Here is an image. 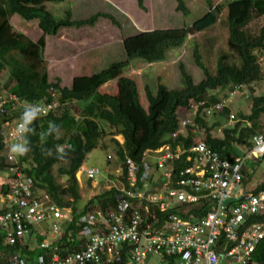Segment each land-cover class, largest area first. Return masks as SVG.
Listing matches in <instances>:
<instances>
[{
  "label": "trees",
  "instance_id": "1",
  "mask_svg": "<svg viewBox=\"0 0 264 264\" xmlns=\"http://www.w3.org/2000/svg\"><path fill=\"white\" fill-rule=\"evenodd\" d=\"M47 1L62 0H0V74L8 71L1 94L8 92L15 95L24 105L50 101L58 103L53 111L41 116L33 125L37 129V135L30 137L31 151L20 157V161L22 170L33 178L37 186L47 191L55 203L60 206L71 205L72 221L65 225L64 236L57 242L62 248V254H65L78 249L76 221L79 214L89 209L105 210L116 205L115 194L118 190L115 186L103 189L82 204L80 202L75 172L90 152L98 147L107 149L102 141L106 132L100 122L113 133L112 137L121 135L124 138L123 144L114 138L110 139L116 147L123 175L127 172V157L139 164L143 152L148 148H157L163 144L188 148L200 140L201 131L208 146L223 156L244 154L252 146V136L264 132V123L260 120L264 116V93L251 96L250 113L237 114V118L245 122H237L231 127H224L225 118L231 112L229 104H226L220 113H213L208 121V117L203 113L208 105L222 100L219 95L209 94V90L223 91L228 87L235 90L239 87L238 90H243L242 88L250 87L253 82L262 79L256 51L264 53V21L254 31H251L250 25L260 17L264 19V0H224L216 4L212 0H205L207 12L191 26L153 29L128 36L123 42L125 60L113 62L106 69L91 75L72 76L69 86H61L59 77L53 81L49 80L43 55L46 36L55 35L59 29L66 27L94 26L100 17L108 18L115 24L119 22L107 12H98L84 19H71L69 9L65 10L63 18L57 19L46 7ZM137 3L144 7L143 0H137ZM176 9L184 14L190 10L186 0H177ZM14 14L24 20H37V26L41 30L39 37L33 40L25 33L15 31L10 22ZM219 15L227 21L226 45L239 55L242 65L238 67L228 63L227 53H223L218 58L217 71L213 75L195 47L194 59L202 70L203 79L195 83L185 66L180 64L186 88L168 89L158 84L156 92L153 93L146 86L147 107L144 109L136 81L123 75L130 62L134 59L148 63L163 60L168 49L180 47L190 34L214 25ZM113 80H117L115 94L99 91L100 87ZM226 96L227 94L222 97ZM79 102L82 105L74 114L72 105ZM198 102L201 104L196 110L193 124L181 131V116L178 112L188 110ZM22 110L12 111L7 118L0 115V168H4V157L1 155V125L6 121L18 120ZM49 121L62 126L59 139L40 135L46 131ZM221 126L224 128L221 134H218L217 129ZM175 133L178 137L174 139L172 135ZM57 144L65 146V159L57 160L54 156L45 157L41 154V148H52L54 151ZM176 163L178 165V162ZM55 165L57 174L65 176V182L57 178ZM200 208L208 209L206 206ZM194 210L199 212L198 208ZM0 248L7 254L20 251L29 258L37 253L36 250L5 245L1 232ZM253 258L258 264H264V238L257 244Z\"/></svg>",
  "mask_w": 264,
  "mask_h": 264
},
{
  "label": "built area",
  "instance_id": "2",
  "mask_svg": "<svg viewBox=\"0 0 264 264\" xmlns=\"http://www.w3.org/2000/svg\"><path fill=\"white\" fill-rule=\"evenodd\" d=\"M200 104L184 111L181 131L193 124ZM226 104L222 99L203 113L209 118ZM41 105L52 106L45 107L46 116L58 103ZM25 106L15 95H0V115L6 118ZM17 121L1 125L6 175L0 196L6 209L0 212V232L5 245L37 253L31 258L20 251L4 253L0 264H219L222 258L223 264H258L253 253L264 238V170L251 164L264 160V139L257 142L264 132L252 136V146L242 155H221L208 146L201 131L200 140L188 148H148L139 164L127 157L126 175L119 172L112 185L118 190L115 207L79 214L78 249L62 254L57 242L72 221L71 205L55 203L22 170L20 157L10 158L9 133ZM240 121L230 112L224 127ZM77 171L91 180L100 175L98 168L80 166ZM229 198L235 200L224 207Z\"/></svg>",
  "mask_w": 264,
  "mask_h": 264
},
{
  "label": "rangeland",
  "instance_id": "3",
  "mask_svg": "<svg viewBox=\"0 0 264 264\" xmlns=\"http://www.w3.org/2000/svg\"><path fill=\"white\" fill-rule=\"evenodd\" d=\"M213 3L224 0H212ZM189 6V13L184 14L176 9L177 0H143L144 7H140L137 0H62L59 2L47 1L46 7L51 10L55 18H63L65 10H70L71 19H84L93 16L98 12L112 14L119 24L112 20L100 17L94 26H82L79 28L66 27L59 29L55 35L46 36L44 48V59L47 63L49 80L60 78L61 86H68L72 76L91 75L106 69L111 63L126 59V52L123 46L124 39L128 36L153 29L182 28L191 26L200 19L208 10L205 0H186ZM218 21L209 28L190 34L188 39L180 47L170 48L166 51L165 58L161 61L148 63L141 59H134L124 70V76L132 77L138 87L140 102L146 109L147 101L145 87L148 86L153 93L156 92L158 84L168 89H185L186 81L182 78L180 64L184 65L188 74L193 77L195 83L204 77L202 70L197 66L194 59L195 47L198 48L201 58L208 71L215 74L217 71L218 58L227 53V62L238 67L242 65L239 55L230 50L226 45L228 37L227 21L220 17ZM10 22L15 31H21L31 39H37L41 30L37 26V20H24L14 14ZM263 17L253 21L250 25L251 31L257 29L263 23ZM261 66L262 79L253 82L250 87L235 90L228 87L223 91L209 90V94L219 95L221 99H227L230 105L229 110L237 115L241 113L248 115L251 107V96L264 93V53L256 51ZM8 77V71L0 74V94L3 91L2 84ZM117 80L108 82L99 88L100 92L115 94ZM231 92V93H230ZM223 98L222 96H225ZM82 103L72 105L73 113L76 114ZM179 115L186 117V113L180 110ZM209 118H207L208 121ZM264 123V116L260 119ZM210 121V120H209ZM105 129L106 135L102 141L107 149L97 148L86 155L82 165L85 168H98L101 178L104 174L113 177L116 182L117 174L122 173L119 159L116 155V147L110 140L114 138L120 143L123 137L117 135L112 137L111 131L100 122ZM115 154V155H114ZM253 169L264 170V160L251 164ZM57 178L65 182V176ZM119 169L117 172L116 170ZM75 172V176H77ZM6 174L4 168H0V178ZM86 180L81 174L80 181ZM1 182V181H0ZM101 189L103 186H100ZM95 187L93 188V190ZM82 199L90 196L80 185ZM97 191V189H95ZM81 202V200H80Z\"/></svg>",
  "mask_w": 264,
  "mask_h": 264
},
{
  "label": "clouds",
  "instance_id": "4",
  "mask_svg": "<svg viewBox=\"0 0 264 264\" xmlns=\"http://www.w3.org/2000/svg\"><path fill=\"white\" fill-rule=\"evenodd\" d=\"M45 107L50 109L52 106H42L40 102H33L27 103L23 108L15 127L9 133L12 139V143L8 146L10 158L23 157L31 151L30 137L37 135V129L33 125L41 118L45 112ZM40 135L59 139L62 135V126L54 121H49L46 131ZM262 139L264 137H258L257 142L259 143ZM41 154L45 157L54 156L57 160H63L67 156L65 146L60 144L55 145L54 151L52 148H41Z\"/></svg>",
  "mask_w": 264,
  "mask_h": 264
},
{
  "label": "crops",
  "instance_id": "5",
  "mask_svg": "<svg viewBox=\"0 0 264 264\" xmlns=\"http://www.w3.org/2000/svg\"><path fill=\"white\" fill-rule=\"evenodd\" d=\"M48 36V35H47ZM34 40V39H33ZM70 84V83H69ZM69 86V85H68ZM231 93V92H230ZM226 102H228L227 101V99H224ZM228 104V103H227ZM178 113H180V111L178 112ZM123 137V136H122ZM124 139V138H123ZM124 143V140H123V142H121V144H123ZM115 155V154H114ZM81 166H83L82 164H81ZM119 169H117L116 170V172L118 171ZM107 174H111L110 172H108ZM107 174H104L103 176H101V178H99V177H96L95 179H90V178H88V177H86L85 176V178H86V180L84 181V182H81L80 181V177H81V174H78V172H77V176H76V178H77V181H78V186H79V192H80V200H81V204L82 203H84L85 202V200L86 199H88V198H90L91 196H93L94 194H96V193H98V192H100V191H102L103 189H106V188H109L110 186H112L113 184H114V182H113V177L111 178V176H108ZM6 175V174H5ZM5 175L4 176H2V178H0V186H1V184H2V179L5 177ZM118 175V174H117ZM117 180V179H116ZM80 185H82V187H83V189L85 190V191H89V195L90 196H85V199H82V197H83V195L81 194V190H80ZM103 186V188L101 189V187L100 186ZM95 187V189H97V191H95V189L93 190V188ZM6 209V204L4 203V200L2 199V197L0 196V212L1 211H3V210H5ZM51 234L49 233V236H50ZM4 250L2 249V248H0V257L1 256H3L4 255Z\"/></svg>",
  "mask_w": 264,
  "mask_h": 264
},
{
  "label": "water",
  "instance_id": "6",
  "mask_svg": "<svg viewBox=\"0 0 264 264\" xmlns=\"http://www.w3.org/2000/svg\"><path fill=\"white\" fill-rule=\"evenodd\" d=\"M234 198H229L226 200V202L224 203V207H227L230 203L234 202ZM222 217H223V214H222ZM223 261H224V258L221 259L220 263L219 264H223Z\"/></svg>",
  "mask_w": 264,
  "mask_h": 264
}]
</instances>
